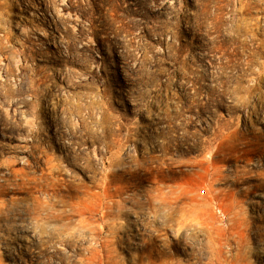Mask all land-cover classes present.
I'll list each match as a JSON object with an SVG mask.
<instances>
[{"label": "rangeland", "instance_id": "374dc122", "mask_svg": "<svg viewBox=\"0 0 264 264\" xmlns=\"http://www.w3.org/2000/svg\"><path fill=\"white\" fill-rule=\"evenodd\" d=\"M0 264H264V0H0Z\"/></svg>", "mask_w": 264, "mask_h": 264}, {"label": "built area", "instance_id": "2783aa9c", "mask_svg": "<svg viewBox=\"0 0 264 264\" xmlns=\"http://www.w3.org/2000/svg\"><path fill=\"white\" fill-rule=\"evenodd\" d=\"M205 191H206V189H205V188L201 189V190H200V194H204V193H205Z\"/></svg>", "mask_w": 264, "mask_h": 264}]
</instances>
